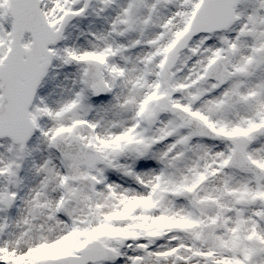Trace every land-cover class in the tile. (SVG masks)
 Returning <instances> with one entry per match:
<instances>
[{"label": "snow or ice", "instance_id": "1", "mask_svg": "<svg viewBox=\"0 0 264 264\" xmlns=\"http://www.w3.org/2000/svg\"><path fill=\"white\" fill-rule=\"evenodd\" d=\"M0 264H264V0H0Z\"/></svg>", "mask_w": 264, "mask_h": 264}]
</instances>
